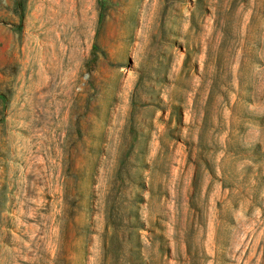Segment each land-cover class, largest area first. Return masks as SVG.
<instances>
[{"label": "rangeland", "instance_id": "rangeland-1", "mask_svg": "<svg viewBox=\"0 0 264 264\" xmlns=\"http://www.w3.org/2000/svg\"><path fill=\"white\" fill-rule=\"evenodd\" d=\"M0 264H264V0H0Z\"/></svg>", "mask_w": 264, "mask_h": 264}]
</instances>
